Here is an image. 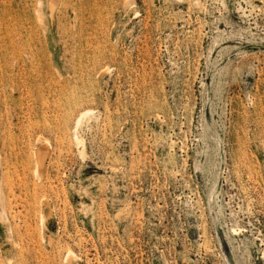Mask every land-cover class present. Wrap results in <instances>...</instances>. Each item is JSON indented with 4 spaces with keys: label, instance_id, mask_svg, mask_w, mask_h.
I'll use <instances>...</instances> for the list:
<instances>
[{
    "label": "rangeland",
    "instance_id": "rangeland-1",
    "mask_svg": "<svg viewBox=\"0 0 264 264\" xmlns=\"http://www.w3.org/2000/svg\"><path fill=\"white\" fill-rule=\"evenodd\" d=\"M56 1L0 0V264H264V0Z\"/></svg>",
    "mask_w": 264,
    "mask_h": 264
},
{
    "label": "bare ground",
    "instance_id": "bare-ground-1",
    "mask_svg": "<svg viewBox=\"0 0 264 264\" xmlns=\"http://www.w3.org/2000/svg\"><path fill=\"white\" fill-rule=\"evenodd\" d=\"M56 2H57L56 0H50V6L53 8L55 6ZM91 112H92V110H90V109L82 112L81 115H80V118H79V122H81V120L84 119V117L87 116L88 114H90ZM75 136H76V140H78V142H80V143L84 142L83 141V137L80 135V132L78 131V129L75 130ZM36 151H37V155H36V157H37V161H36L37 162V172L39 174L43 175V165H44L45 157H46V154H47L46 153L47 152L46 151V147L43 146L41 149H37ZM81 153L82 154L85 153V148H83L81 150ZM75 255H76V253H75Z\"/></svg>",
    "mask_w": 264,
    "mask_h": 264
}]
</instances>
